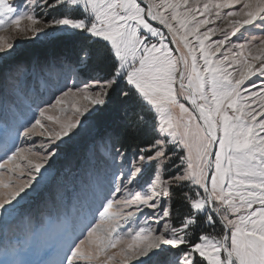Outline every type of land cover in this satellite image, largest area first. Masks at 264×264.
<instances>
[{
    "label": "snow or ice",
    "instance_id": "obj_1",
    "mask_svg": "<svg viewBox=\"0 0 264 264\" xmlns=\"http://www.w3.org/2000/svg\"><path fill=\"white\" fill-rule=\"evenodd\" d=\"M233 5L240 7L222 14ZM210 16L227 20V30L208 27ZM5 31L37 39L59 32L80 42L74 59L61 58L59 66L89 79L63 96L86 101L90 115L103 116L113 104L117 113H133L113 120L108 140L121 132L135 139L152 117L149 147L118 166L98 221L67 245L58 264H152L170 252L179 255L167 264H264V0H25L22 7L0 0ZM13 49L0 35V53ZM34 119L23 136L46 129ZM79 123L69 119L49 131L43 154L21 146L5 152L0 209L27 195L55 141ZM174 194L184 208L178 224Z\"/></svg>",
    "mask_w": 264,
    "mask_h": 264
},
{
    "label": "rangeland",
    "instance_id": "obj_2",
    "mask_svg": "<svg viewBox=\"0 0 264 264\" xmlns=\"http://www.w3.org/2000/svg\"><path fill=\"white\" fill-rule=\"evenodd\" d=\"M24 3L25 0H14L18 7ZM239 7L233 5L221 11L224 14ZM52 15L57 13L52 12ZM209 19L213 24L208 27L227 30V20L215 16ZM25 23L22 22V26ZM252 31L260 35L258 30ZM0 35L14 44L10 55L0 53V159L15 146L43 154L52 139L49 131L59 130L69 119L80 121L68 136L55 141L54 155L36 175L32 187L26 189L27 195L22 193L23 199L17 197L19 203L13 201L12 205L0 209V264H58L66 254L67 245L82 238V233L86 235L85 227L98 221L97 209L112 189L114 174H119L118 166L132 161L139 153L119 151L124 155H116L117 150L113 149L110 140L96 137V113L83 112L87 102L71 94L63 96L69 88L82 87L81 81H87L89 76L73 77L66 67L59 66L60 59L31 61L37 53L47 54L52 49L58 51L64 45L70 46L74 38L59 32L40 35L38 39L14 31ZM174 55L178 56V53L174 52ZM89 75L98 74L90 72ZM57 98H62V102L57 104ZM76 108H80L83 115L77 114ZM39 109H46L45 117H39ZM174 111L179 117V109ZM48 116L54 119L50 121ZM34 118H40L46 129L41 130L38 126L30 137L23 136L24 126L34 123ZM192 130L195 131L194 126ZM152 174L150 170L146 177ZM20 178L27 179V172ZM0 180L7 183V174ZM26 220L30 222L27 225ZM117 250L109 249V252ZM175 255L179 254L170 252L167 258L155 257L152 264H167ZM81 264L87 262L81 261ZM129 264H135V261H129Z\"/></svg>",
    "mask_w": 264,
    "mask_h": 264
},
{
    "label": "trees",
    "instance_id": "obj_3",
    "mask_svg": "<svg viewBox=\"0 0 264 264\" xmlns=\"http://www.w3.org/2000/svg\"><path fill=\"white\" fill-rule=\"evenodd\" d=\"M80 42L77 39H74V41H71L70 46L64 45L60 50L54 51L53 49L47 53V54H40L37 53L34 55L35 57L31 60H50L55 59L59 60L61 58H68V59H74L76 52L79 50ZM40 56V58H39ZM30 61V62H31ZM91 74H102L98 73L96 71H92ZM115 105H110V111L108 113H105L103 116L96 114L95 115V124L97 125L96 130V137L100 139H106V129H108L113 124V120H116L118 123H122L121 117L125 115V111H127L128 116H131L133 113L130 110L122 109L117 113L114 111ZM149 128L147 131L139 134L135 139L126 138L123 133L121 132L118 138H114L110 140L112 143V147L114 150H118L121 152H125L127 154L129 153H139V150L141 148H148L149 147V141L152 139V132H151V122L152 117L149 116ZM177 197L173 196L172 199V207H173V219L178 224L179 218L184 213L183 206L177 202Z\"/></svg>",
    "mask_w": 264,
    "mask_h": 264
},
{
    "label": "water",
    "instance_id": "obj_4",
    "mask_svg": "<svg viewBox=\"0 0 264 264\" xmlns=\"http://www.w3.org/2000/svg\"><path fill=\"white\" fill-rule=\"evenodd\" d=\"M176 47V45H174V48ZM178 53V55L180 54L179 52H177Z\"/></svg>",
    "mask_w": 264,
    "mask_h": 264
}]
</instances>
